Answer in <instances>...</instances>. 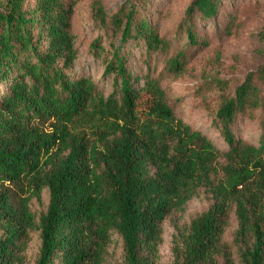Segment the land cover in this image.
I'll return each instance as SVG.
<instances>
[{
  "label": "trees",
  "instance_id": "trees-1",
  "mask_svg": "<svg viewBox=\"0 0 264 264\" xmlns=\"http://www.w3.org/2000/svg\"><path fill=\"white\" fill-rule=\"evenodd\" d=\"M221 2L192 1L181 23L190 45H200L196 17L214 19ZM74 6L0 0V86L7 83L0 94V264L21 263L34 230L41 240L36 264H105L114 233L123 241V264H159L162 224L202 189L211 203L175 235L173 264H237L222 242L233 209L238 264H264V60L234 97L222 99L219 145L176 116L165 73H135L120 47L113 45L104 70L114 76L111 93L90 76L73 77ZM136 11L131 3L113 19L122 43L142 42L149 58L169 54L170 43L135 19ZM186 64L179 51L166 72L177 78ZM143 93L150 106L141 120ZM257 111L260 139L237 135L238 118L255 119ZM43 190L50 201L36 218L30 201Z\"/></svg>",
  "mask_w": 264,
  "mask_h": 264
},
{
  "label": "rangeland",
  "instance_id": "rangeland-1",
  "mask_svg": "<svg viewBox=\"0 0 264 264\" xmlns=\"http://www.w3.org/2000/svg\"><path fill=\"white\" fill-rule=\"evenodd\" d=\"M192 1L66 0L75 4L72 33L78 57L71 72L75 78L92 77L106 95L111 93L114 76H105L104 70L112 56L113 45L120 47L128 68L135 73L150 71L154 76L165 73L162 85L168 90L167 100L176 116L222 145L221 136L215 127L217 109L224 97L235 96L236 88L243 83L246 75L250 72L256 74L264 60V0H222L223 11L214 19L204 21L197 16L195 33L200 41L198 46L190 45L187 36L181 31V23ZM131 3H136L135 19L148 21L170 43L169 54L154 53L150 59L145 54L142 42L128 40L122 43V29L116 26L113 19L120 12L125 13ZM94 43L99 46L95 48ZM179 51L185 54L186 71L175 78L166 72V64L168 57ZM149 60L151 66L148 69L146 63ZM6 86L7 83L0 86V94ZM149 106V95L143 93L136 103V111L141 120H144ZM259 115L257 111L255 119L239 117L236 134L258 141ZM210 198L211 194L202 189L198 196L187 203L184 211H175L164 221L159 264H173L175 235H179V231L185 232L190 221L207 210ZM49 201L47 190H43L39 197H31L30 207L36 218L46 212ZM227 220L222 242L231 247L238 264V247L234 244L238 221L234 209L230 211ZM40 244L39 231H32L22 262L18 264H36ZM123 262V241L119 234L114 233L107 249L105 264Z\"/></svg>",
  "mask_w": 264,
  "mask_h": 264
}]
</instances>
